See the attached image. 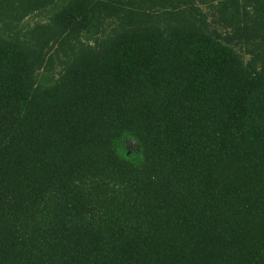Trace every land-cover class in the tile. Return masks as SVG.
<instances>
[{
    "label": "trees",
    "instance_id": "1",
    "mask_svg": "<svg viewBox=\"0 0 264 264\" xmlns=\"http://www.w3.org/2000/svg\"><path fill=\"white\" fill-rule=\"evenodd\" d=\"M0 264H264V0H0Z\"/></svg>",
    "mask_w": 264,
    "mask_h": 264
},
{
    "label": "water",
    "instance_id": "2",
    "mask_svg": "<svg viewBox=\"0 0 264 264\" xmlns=\"http://www.w3.org/2000/svg\"><path fill=\"white\" fill-rule=\"evenodd\" d=\"M127 145H128V148H130V149L138 150V146H137L136 142L133 139L127 140Z\"/></svg>",
    "mask_w": 264,
    "mask_h": 264
}]
</instances>
